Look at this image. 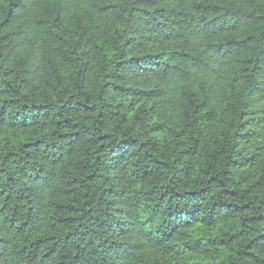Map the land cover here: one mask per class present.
I'll return each mask as SVG.
<instances>
[{
	"label": "trees",
	"instance_id": "trees-1",
	"mask_svg": "<svg viewBox=\"0 0 264 264\" xmlns=\"http://www.w3.org/2000/svg\"><path fill=\"white\" fill-rule=\"evenodd\" d=\"M0 264H264V0H0Z\"/></svg>",
	"mask_w": 264,
	"mask_h": 264
}]
</instances>
